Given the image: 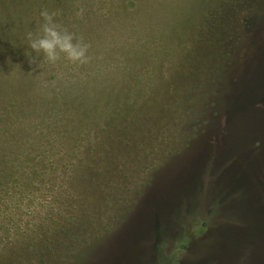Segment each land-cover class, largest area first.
Instances as JSON below:
<instances>
[{"label":"rangeland","instance_id":"374dc122","mask_svg":"<svg viewBox=\"0 0 264 264\" xmlns=\"http://www.w3.org/2000/svg\"><path fill=\"white\" fill-rule=\"evenodd\" d=\"M45 9L91 46L87 64L30 63ZM19 13L0 30V115L47 153L40 181L0 203V264H264V0Z\"/></svg>","mask_w":264,"mask_h":264},{"label":"trees","instance_id":"16d2710c","mask_svg":"<svg viewBox=\"0 0 264 264\" xmlns=\"http://www.w3.org/2000/svg\"><path fill=\"white\" fill-rule=\"evenodd\" d=\"M25 1L34 3L35 0H0V30L4 26L11 24L12 22L16 21V19H18V14H20L19 7H21ZM44 2L48 4L49 0H44ZM56 3L57 2L55 1V4ZM0 38H2V36H0ZM254 69L260 71L259 68L254 67ZM9 109H14V107L8 108V110ZM14 116L15 115L11 114L10 118H7V115H0V124L3 125V122L7 123L5 129L0 128V203L6 198H16L17 193H14V191H21V189L16 190L17 187L20 186L21 188L31 189L32 184L40 181L39 179L42 178V175L38 167L33 166V162L36 160H41L43 158V154L47 153L45 147H42V151L41 148L38 149L31 147L24 149L21 147L22 142H20L19 139L14 136V129L17 126V123H15V120L13 119ZM159 117H162V115ZM135 122L132 124L133 126H140L142 124V119L136 123ZM41 135L45 138L44 133ZM45 141H47V138H45L44 141H41L39 145L43 144ZM37 149L39 153L38 156L35 155L37 153ZM210 165H213V162ZM28 170H31V173H26ZM32 170H35V172L32 173ZM20 173H22L21 178L19 177L21 176ZM210 173L212 174L211 171H208L206 178L204 179L205 186L201 192V197L204 204L206 203L205 205H212L210 210H212L214 214L217 215L220 211L226 210V208H228V204L215 200L213 190L214 184ZM35 179L38 180L36 181ZM42 181L44 182L45 179ZM8 194L11 195L8 196ZM215 218L217 223L222 220L217 219V216H215ZM24 241H26V243L27 241H33L34 243H37L33 236L25 238Z\"/></svg>","mask_w":264,"mask_h":264},{"label":"clouds","instance_id":"9594fccd","mask_svg":"<svg viewBox=\"0 0 264 264\" xmlns=\"http://www.w3.org/2000/svg\"><path fill=\"white\" fill-rule=\"evenodd\" d=\"M56 12H49L47 9L41 11L40 16L43 23L37 32H28L26 39L31 52L36 54L30 63H36V58L43 57L51 65L61 60L72 64H87L91 57L89 55L90 45L82 37H77L67 28L56 22ZM31 52L26 55L31 56Z\"/></svg>","mask_w":264,"mask_h":264}]
</instances>
